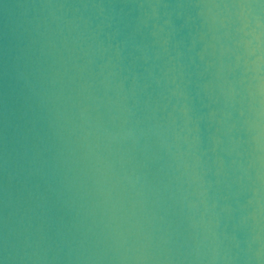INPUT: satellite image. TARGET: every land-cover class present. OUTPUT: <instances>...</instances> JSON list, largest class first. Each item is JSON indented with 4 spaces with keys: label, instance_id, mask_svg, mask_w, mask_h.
Instances as JSON below:
<instances>
[{
    "label": "water",
    "instance_id": "obj_1",
    "mask_svg": "<svg viewBox=\"0 0 264 264\" xmlns=\"http://www.w3.org/2000/svg\"><path fill=\"white\" fill-rule=\"evenodd\" d=\"M0 264H264V0H0Z\"/></svg>",
    "mask_w": 264,
    "mask_h": 264
}]
</instances>
